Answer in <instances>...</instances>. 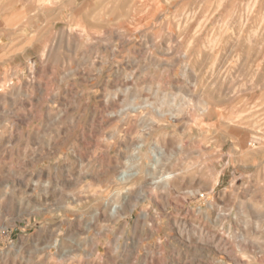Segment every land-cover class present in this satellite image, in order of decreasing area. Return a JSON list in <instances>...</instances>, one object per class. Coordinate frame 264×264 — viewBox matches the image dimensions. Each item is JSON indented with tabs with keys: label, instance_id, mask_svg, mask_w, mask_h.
I'll list each match as a JSON object with an SVG mask.
<instances>
[{
	"label": "rangeland",
	"instance_id": "obj_1",
	"mask_svg": "<svg viewBox=\"0 0 264 264\" xmlns=\"http://www.w3.org/2000/svg\"><path fill=\"white\" fill-rule=\"evenodd\" d=\"M0 264H264V0H0Z\"/></svg>",
	"mask_w": 264,
	"mask_h": 264
},
{
	"label": "bare ground",
	"instance_id": "obj_2",
	"mask_svg": "<svg viewBox=\"0 0 264 264\" xmlns=\"http://www.w3.org/2000/svg\"><path fill=\"white\" fill-rule=\"evenodd\" d=\"M110 4V3H109ZM102 6V5H101ZM117 6V5H116ZM103 7V6H102ZM105 7V6H104ZM109 8V7H108ZM110 9V8H109ZM113 9V8H112ZM108 11V10H107ZM191 170V169H190ZM191 172V171H190ZM192 181V180H191ZM196 182V181H195ZM157 185V184H156Z\"/></svg>",
	"mask_w": 264,
	"mask_h": 264
}]
</instances>
